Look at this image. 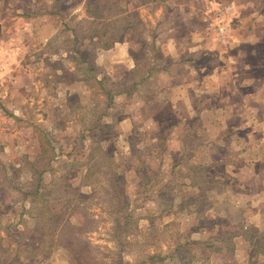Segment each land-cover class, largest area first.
Returning <instances> with one entry per match:
<instances>
[{
	"label": "rangeland",
	"instance_id": "rangeland-1",
	"mask_svg": "<svg viewBox=\"0 0 264 264\" xmlns=\"http://www.w3.org/2000/svg\"><path fill=\"white\" fill-rule=\"evenodd\" d=\"M180 1L171 0L170 4ZM85 2L0 0V71L15 65L16 57L22 59L20 67L38 58L54 59L52 69L43 68L42 73L37 65H31L37 70L40 87H30L22 93L17 91L18 107L6 112L0 108V235L10 225L18 239L22 236L32 238L39 236V226H45V247L34 242L32 245L35 253L51 250L48 264H79L72 261L69 250L87 256L84 258L87 264H203L202 261L243 264L249 259V264H264V241L255 239L263 210L259 206L252 207V202L241 196L240 172L235 171L242 168V157L248 147L245 138L249 129L236 128L242 121L241 116H235L239 112L231 116L229 122L235 127L229 131L228 128H209L199 131L197 137L183 132L180 147L187 152L186 159L179 161L166 148L170 135L165 121L173 123L169 106L155 107L151 111V114L156 111L152 114L155 121H161L160 124L164 123L167 128L146 126L151 121L144 110L136 130L126 135L125 141L119 139L120 142L115 143L119 135L117 129L95 131L93 128L99 112L104 111L108 102L100 95L94 81L90 85L95 89L93 100H98V108L94 110L92 105L67 93L63 83L74 73L69 70L81 71V60L84 57L92 59L95 54L88 46L92 43L90 24L86 21L81 28L87 16ZM166 5L162 2L140 7L149 30H156L158 23V19L149 18V14ZM192 19L196 26L205 25ZM176 34H180L178 29ZM6 41L13 44L6 45ZM257 44L244 48V57L250 62L244 77L254 76L249 84L246 83L245 91L248 92L249 86L264 91V42ZM242 65L238 63L236 69L240 81ZM233 98L234 103L241 102L237 96ZM254 99L257 100V96ZM224 130L222 136L228 137L227 141L209 146L216 133ZM250 131L255 138L258 136L256 129ZM96 136L102 137L101 143L96 144ZM100 145L114 153L115 170L105 169L107 160L101 154L104 161L101 169L90 178L92 184L81 186V177L72 176L81 171L76 163L86 161L92 154L99 157L101 150L97 147ZM96 168L99 167L92 171ZM112 172L119 180L120 200L126 206L124 212H118L123 205L116 199V185L110 178ZM65 177L72 183V191L68 193L61 188ZM38 185L54 189L52 197L66 193L54 204L59 210L67 203L64 209L67 218L74 225L84 226L86 239L80 237L66 249L67 227L57 228L54 219L48 222L46 217L51 211H41L40 205L25 198L24 192ZM233 188H238L239 192ZM93 192L94 196L87 197ZM213 204V211H209ZM75 206L77 208H73ZM206 208L208 212H204ZM236 223L243 225L237 228ZM120 233L121 246L117 247ZM236 233L243 238L238 242L228 239ZM247 246L252 251L249 255ZM210 253L218 254V259L212 260Z\"/></svg>",
	"mask_w": 264,
	"mask_h": 264
},
{
	"label": "crops",
	"instance_id": "crops-1",
	"mask_svg": "<svg viewBox=\"0 0 264 264\" xmlns=\"http://www.w3.org/2000/svg\"><path fill=\"white\" fill-rule=\"evenodd\" d=\"M170 1L163 0L167 5L148 16L158 19L156 44L161 53L156 62L153 59L151 63L150 58L143 60L144 62L139 60L140 54L135 52L138 44H134L130 36L108 49L97 48L90 43L88 46L93 49L94 57H84L81 60V71H74V68L69 70L74 72V77L72 75L70 80L65 79V90L70 95L77 96L80 102L92 105L94 110L98 108V100H93L95 89L90 87L94 81L100 95L108 102L104 111L99 112L93 128L95 131L110 127L117 129L119 135L115 138V143L120 142L119 139L125 141L126 135L136 130L144 110H147V119L151 121L146 126L165 127L164 123L160 124L161 121H155L152 114L156 111L152 114L151 111L155 107L159 109L169 106L173 123L165 121L170 135L166 148L179 161L186 159L187 152L180 147L179 139L183 132L188 131L190 137H197L199 131L209 128H228L229 131L235 127V124L229 122L231 116L239 112L235 116H241L242 121L236 128L245 127L249 131L256 129L258 136L255 138L252 131H248L245 138L248 147L240 168L242 171H235L240 172L241 196H246L252 202V207L259 206L263 210L255 239L264 241V91L251 86L248 87L250 92L245 91L246 83L254 76L244 77L250 65L244 57V48L264 42V0H206L204 6L202 0H182L176 4H170ZM192 17L206 26H196ZM222 25L227 27L225 41H221L218 32V27ZM177 29L181 35L176 34ZM256 32L261 35L257 36ZM5 44L13 43L6 41ZM208 52L216 53L209 55ZM21 60L16 57L15 65L4 72L0 71V108L5 112L18 107L17 91L22 93L23 90H30V87H40L37 70L31 65H37L42 73L43 68L52 69L54 59L38 58L32 60V63H23L20 67ZM238 63H243L241 81L236 70ZM152 64L155 65L154 68L151 67ZM49 81L52 82L51 78ZM136 83V89L127 91ZM235 96L241 102L234 103ZM255 96L257 100L254 99ZM260 111L263 113H259ZM88 117L90 118V114ZM224 132L225 130L216 133L209 146L225 143L228 137L222 136ZM100 138L94 137L96 144L101 143ZM219 161L222 159H218ZM235 182L237 183L236 180ZM233 189L238 191V188ZM203 191L204 188L201 196ZM197 203L198 200L195 201L196 205ZM213 207L214 204L209 211H213ZM206 211L208 212V208L204 210ZM242 225L235 224L237 228ZM213 232L210 230V234ZM230 238L238 242L243 236L236 233L229 235L228 239ZM246 248L247 255L251 254L249 246ZM257 255L260 256V253ZM209 256L212 260L218 259V254L210 253ZM250 262L251 259L243 264Z\"/></svg>",
	"mask_w": 264,
	"mask_h": 264
},
{
	"label": "trees",
	"instance_id": "trees-1",
	"mask_svg": "<svg viewBox=\"0 0 264 264\" xmlns=\"http://www.w3.org/2000/svg\"><path fill=\"white\" fill-rule=\"evenodd\" d=\"M161 2H163V0H86L84 3V8L87 16L84 18V20H82L83 24L81 25V28H83L84 22L86 21L87 24H90L89 29L91 30V33L89 38L95 47L101 49H108L115 43L121 42L130 36L134 44H138L136 46L135 52L140 54L139 60L143 61L150 58L151 63L153 59L156 62V58L160 56L161 53L159 46L156 44L157 33L155 29L149 30L147 27L144 19L141 16L140 7H148L153 3L160 4ZM83 36L85 35L83 34ZM85 37H87V35ZM151 67L154 68L155 65ZM136 88L137 83L134 87L131 85L127 91H131ZM109 98L111 100L113 99L111 96H109ZM97 149L101 150L99 157L98 155L95 156L92 154L86 161L83 160L76 163L80 165L81 171H77L78 175L72 176L81 177V186L92 184L89 182L90 178L101 169L102 162L104 161L102 157L100 158L101 154L105 156L107 160L105 169L107 171L115 170L114 153L104 150L101 145L98 146ZM95 167L99 168H96V170L92 171ZM110 178L112 183L116 185V199L120 204L123 205L120 200L121 191L118 189L119 180L116 176V173L112 172ZM71 187V179L65 177L61 188L64 189L66 193H68L72 191ZM54 191L55 190L52 188L38 185L34 189L25 191L24 194L25 198L29 199L28 201L40 205L38 206L39 210L42 211L47 209L48 211H51V215L46 217L48 222H53L54 219V223H56L57 228L67 227L66 241L64 245L66 249H68L72 242H76L80 239V237H83L85 228L84 226L74 225L67 218L66 211H64V209L67 207V203H65V207L62 209L58 210L56 208L54 201L56 200L57 203L60 202L61 198H63L66 193L58 194L52 197L51 195H55ZM83 194L86 196L85 193ZM92 196H94V192L90 195L88 194L87 197ZM161 197H163V195H161ZM73 208H77V206ZM125 208L126 206L123 205L120 209H118V212H124ZM92 220L95 222L94 219ZM44 228L45 226L43 225L37 228V231L39 230L40 232L38 233L39 236L35 235L32 238H29V236H22L21 239H18L16 237V233H12V227L8 225L7 229L3 230L5 235L3 231V235H0V264H48L46 262L47 259L52 256L51 250H46L45 253H43L46 254L47 252V255L35 253L34 246L32 245V242H34L39 247L44 246ZM118 237L117 243L115 242L117 247L121 246L122 234L120 233ZM83 238L86 239L85 237ZM60 245H62L61 242ZM49 247L52 249V246ZM180 249L181 248L179 246L178 250ZM24 250L27 251L26 254H22ZM119 250H121V248H119ZM69 252L73 262L87 264L86 260L84 259L87 256L82 257L79 252L72 253L71 250H69ZM162 259L164 261L167 260L165 257ZM202 262L203 264H207L204 263V261ZM198 263H200V261H198Z\"/></svg>",
	"mask_w": 264,
	"mask_h": 264
},
{
	"label": "built area",
	"instance_id": "built-area-1",
	"mask_svg": "<svg viewBox=\"0 0 264 264\" xmlns=\"http://www.w3.org/2000/svg\"><path fill=\"white\" fill-rule=\"evenodd\" d=\"M226 30H227V27H225L224 25L218 27V32H219L221 41H225Z\"/></svg>",
	"mask_w": 264,
	"mask_h": 264
}]
</instances>
